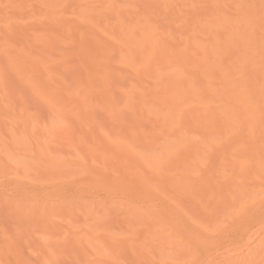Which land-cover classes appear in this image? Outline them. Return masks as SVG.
<instances>
[{"label":"bare ground","instance_id":"1","mask_svg":"<svg viewBox=\"0 0 264 264\" xmlns=\"http://www.w3.org/2000/svg\"><path fill=\"white\" fill-rule=\"evenodd\" d=\"M0 264H264V0H0Z\"/></svg>","mask_w":264,"mask_h":264}]
</instances>
